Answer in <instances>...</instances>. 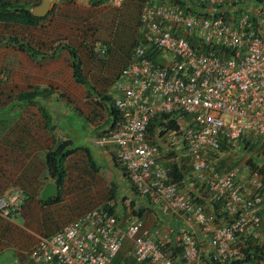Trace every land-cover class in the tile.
Wrapping results in <instances>:
<instances>
[{
	"label": "built area",
	"instance_id": "built-area-1",
	"mask_svg": "<svg viewBox=\"0 0 264 264\" xmlns=\"http://www.w3.org/2000/svg\"><path fill=\"white\" fill-rule=\"evenodd\" d=\"M202 1L215 13H185L149 0L142 5L137 42L113 83L120 120L94 138L97 147L114 150L142 197L184 226L171 237L142 217L124 219L95 206L39 235L30 264H253L239 235L264 242L261 164L223 170L219 164L224 143L238 147L246 136L264 144V4L252 19L249 11L237 13L239 7L232 14L217 7L224 0ZM107 51L98 44L97 54ZM161 114L176 118L179 128L152 135L149 125ZM165 151L189 159L194 187L173 178ZM26 201L23 192L0 195V217L19 214ZM214 201L230 221L208 210Z\"/></svg>",
	"mask_w": 264,
	"mask_h": 264
},
{
	"label": "rangeland",
	"instance_id": "rangeland-1",
	"mask_svg": "<svg viewBox=\"0 0 264 264\" xmlns=\"http://www.w3.org/2000/svg\"><path fill=\"white\" fill-rule=\"evenodd\" d=\"M253 1L257 2V0ZM139 3L140 0H124L121 5L113 3L112 0L102 3H95V0H56L47 14L48 17L38 27L7 26L0 23V118L12 121L19 117L17 107L8 105L14 98H17L22 86L30 83H32L31 86L34 83L40 86L46 83L48 89L57 93L59 99H70L68 93L73 81L72 60L67 49H62L58 58L35 62V59L20 50L18 46L7 44V39L11 36L24 38L44 50H49L50 46L55 43H69L79 50L83 61V71L88 77L87 80L95 86L90 87L92 95L87 92L92 97L91 100L88 96L87 103L81 104L80 107L76 106L69 111L67 116L58 117L55 123L58 124L60 132L63 130L72 138V146H89L96 156L94 157L95 163L92 164L82 152L69 159L63 200L51 206L50 210L47 209L44 213L34 211L36 214H33L30 220L29 215H23L25 210L23 206V211L18 214L16 220L20 225L19 231L14 233L15 241L12 239L11 249L6 250L11 255L18 252L24 261L23 264H30L29 252L37 242L38 235L53 234L59 231L64 224L95 206L109 204L119 210L122 209L121 206L126 205L129 209L121 217L130 219L136 217L133 209L130 208L131 200L137 201L139 205H149V211L143 217L147 226L152 230L159 228L164 233L173 234V224L170 223V218L150 203L144 202L143 198L132 189L133 183L127 175H124V169L115 165L114 154L110 160L103 158L95 152L97 145L94 143V146L92 142H87L83 136L89 129L92 130L95 125L102 123L105 119L104 110L100 109L95 101L101 97V94L109 93L116 75L131 53V44L138 38ZM246 7V11L251 13L259 10V7L252 2ZM99 43L109 45V51L105 56L96 52ZM35 63L38 66L37 71L34 69ZM25 65L31 66L26 74L22 70ZM25 76H30L27 83L24 81ZM35 77H38L36 82L32 80ZM56 78L58 81H55ZM159 142H164V139ZM171 158H175L173 152L165 151L163 161L169 162ZM180 159L181 165L185 164L186 167H190L187 162H184L185 160ZM248 159L247 153L237 149L222 151L219 165L223 170L235 162L247 163ZM186 182L194 187L191 168L187 173ZM112 187L114 193L111 191ZM11 229L14 230V227ZM18 237L19 242H17ZM205 245L209 247L207 239H205ZM126 250V248L123 249V255Z\"/></svg>",
	"mask_w": 264,
	"mask_h": 264
},
{
	"label": "crops",
	"instance_id": "crops-1",
	"mask_svg": "<svg viewBox=\"0 0 264 264\" xmlns=\"http://www.w3.org/2000/svg\"><path fill=\"white\" fill-rule=\"evenodd\" d=\"M252 3L258 7L260 6V4L255 1H252ZM247 4L248 3L242 5L241 8H244ZM41 60L42 59L36 60L35 62ZM35 64L34 69L37 71L38 66L37 63ZM28 68H31V66L25 65L23 67L22 70H24L25 74L28 72ZM28 80H30V76H25V83H27ZM32 80L36 82L38 77H35V79L32 78ZM72 80L70 88L68 87L70 92L67 90L70 99H59L57 93L48 89L49 87L46 83H42L40 86H38L37 83H34L33 86H31L32 83L22 86L17 98H14L11 104L8 105L17 107L19 117L12 121L7 118H0V195L23 192L27 196V201L23 204L25 209L23 215H29L30 220L33 214H36L34 211L44 213L45 210H50L51 206L58 204H44L40 200L46 184L53 182L47 177L48 173L45 155L48 150L56 147L60 141L71 138L67 133H64L63 130L62 132L58 130V124H55L58 117L67 116L69 111L73 110V108H76V106L80 107L81 104L87 103L89 100L86 87L74 80L73 68ZM55 81H58L57 78ZM33 93L38 95L34 97ZM108 94H110L114 100L116 93L113 85ZM89 97L91 100L92 97ZM110 103L111 101H106L99 104L98 107L103 109L105 113L104 121L95 125L92 130L89 129L87 133L83 135L86 141L92 142L93 145L95 136L104 130H109L115 121V116L109 113L107 107V104L110 105ZM95 148L97 151H95ZM95 148L93 150L97 154L109 160L114 154L112 148ZM93 156L96 157L94 154ZM186 160L187 161L184 162L189 163V159ZM168 165H170V163ZM206 204L210 205L211 203ZM119 211L122 213V209H119ZM18 216L19 215L16 214L10 219L0 217V264L24 263L18 252L14 255L7 252L9 248L11 249L12 247V239L15 241L14 233L19 231L20 225H18L16 221ZM262 218V223L264 225V208ZM170 220V223L173 225L177 221L172 218H170ZM9 222L12 223L9 224ZM178 222V228L172 227L173 234L170 233V235L174 236V232H178L184 226L181 221ZM11 227H14V230H12ZM19 241L20 239L18 237L17 242Z\"/></svg>",
	"mask_w": 264,
	"mask_h": 264
},
{
	"label": "trees",
	"instance_id": "trees-1",
	"mask_svg": "<svg viewBox=\"0 0 264 264\" xmlns=\"http://www.w3.org/2000/svg\"><path fill=\"white\" fill-rule=\"evenodd\" d=\"M107 0H95V3H102ZM152 4L157 3H169L171 5L178 6L182 12L185 13H194L201 16H207L212 15L215 12L211 11V8L215 10L216 7H210L209 4L203 2L202 0H149ZM240 2L237 4V2ZM224 0V2L220 5H217V7H222L226 10L227 13L232 14L235 12H229L231 8L239 7L241 8L242 5L248 3L250 4L253 0ZM146 2V0H140L139 3V15L137 17V26H138V32H140L139 29V17L142 5ZM41 3V0H0V23L5 24L7 26H25V27H38L42 24L43 20H45L48 15L46 16H38L33 13V7L36 5H39ZM258 4H264V0H257ZM247 4V5H248ZM246 5L244 8H241L238 10L237 13H241L243 11H246ZM226 13V14H227ZM252 19H254V14L252 13ZM255 21V20H252ZM8 45L11 46H18L20 50L26 52L29 56H31L33 59L40 60V59H50V58H58L60 56V51L62 49H67L71 60H72V68H73V75L74 80L86 87L88 90V94L92 95L93 93L90 91V87L94 88L88 79V77L85 75L83 71V61L81 58V55L79 53V50L77 48L71 46L69 43L66 42H59L55 43L50 46L49 50H44L40 46H35L32 43L28 42L24 38H19L17 36H11L8 39ZM137 39L134 40V42L131 44V48L136 44ZM107 44L108 43H104ZM109 47V45H108ZM151 48H149L150 50ZM109 51V50H108ZM107 51V53H108ZM106 53V54H107ZM105 54V55H106ZM103 55V56H105ZM154 56V53H153ZM98 92H96L97 94ZM24 95V94H23ZM38 95V94H37ZM35 93H33V96H37ZM101 97L96 99L95 104L99 106V104H102L106 101H111L110 105L107 104L109 113L113 116H115V121L111 128L116 126V124L120 120V114L118 109L114 105V100L112 99V96L110 94L100 95ZM98 100V101H97ZM97 102V103H96ZM110 128V130H111ZM179 128V123L176 118H170L169 115L161 114L156 116L154 119H152L149 130L152 135H155L157 131H159L158 134H165L167 131L170 130H176ZM107 131V130H106ZM102 131V132H106ZM101 132V133H102ZM73 140L72 138H68L64 141H60L56 147L48 150L45 155V163L47 166V173L48 178H50L53 182H55L59 186V192L58 194L50 199H43L40 198L41 202L44 204H55L60 203L63 200V189L66 184V180L68 177V169H67V163L70 158L78 155L80 152L84 153L89 161L94 164L95 158L93 156V153L89 146L86 145H80V146H72ZM238 147H231L226 146V144H223V151H229L233 149H237L238 151H242L244 153H247L249 155V159L247 161V165L249 167H255L257 166V163L261 164L260 170L264 174V144H262L260 141H256L254 139H251L249 137H243L241 140L237 143ZM100 148V147H99ZM176 154V153H175ZM173 153V156L175 158H171L168 162L170 163V167L172 169V175L173 178L179 182H183L187 178V173L190 169V167H186L185 164L181 165L179 158L175 156ZM114 163L118 167H122L124 169V175H127L126 169L123 166V164L119 161V159L114 154ZM187 158L185 156L182 157V160H186ZM237 161V160H236ZM237 164V162H235ZM233 164V165H235ZM96 168V166H95ZM128 176V175H127ZM132 189L139 194L137 188L134 186ZM112 193H114V189L112 187ZM140 195V194H139ZM141 196V195H140ZM142 197V196H141ZM200 197H196L198 201H204L205 195H202ZM144 202L150 203L146 198L142 197ZM105 208H107L110 212L118 215L121 217L122 215L126 214L127 207H122V213L114 206L105 204L103 205ZM149 205L144 206L139 205L137 201L131 200L130 208L133 209V213L136 217H144L147 212L149 211ZM208 210H212L215 216H217L218 220H223L224 222H228L231 220V216L228 215V213L225 211L224 206L219 201H214L210 204L208 207ZM119 212V213H118ZM131 219V218H130ZM263 222V218H262ZM179 222L178 220L174 223L173 227L178 228ZM263 223L261 224V229L264 230ZM240 240L239 241L241 245V250L246 257V259L253 264H256L264 259V242H259L257 240L247 238L244 236V234L239 235ZM179 250H174L175 256H177V253ZM128 264H138L132 259H128ZM132 261V262H131ZM240 262V259H232L228 262V264H238ZM207 264H219V263H213V262H207Z\"/></svg>",
	"mask_w": 264,
	"mask_h": 264
},
{
	"label": "water",
	"instance_id": "water-1",
	"mask_svg": "<svg viewBox=\"0 0 264 264\" xmlns=\"http://www.w3.org/2000/svg\"><path fill=\"white\" fill-rule=\"evenodd\" d=\"M56 2V0H42L41 4L33 7V13L38 16H45L48 14L51 6ZM59 192V186L56 183L49 182L46 184L42 191L43 199H50L55 197Z\"/></svg>",
	"mask_w": 264,
	"mask_h": 264
},
{
	"label": "clouds",
	"instance_id": "clouds-1",
	"mask_svg": "<svg viewBox=\"0 0 264 264\" xmlns=\"http://www.w3.org/2000/svg\"><path fill=\"white\" fill-rule=\"evenodd\" d=\"M153 207H155V206H153ZM155 208H157L158 209V207H155ZM161 212V211H160ZM164 215V214H163ZM166 216V215H165ZM167 217H169V218H172V219H174V220H177V219H175L174 217H171V216H167ZM179 221V220H178Z\"/></svg>",
	"mask_w": 264,
	"mask_h": 264
}]
</instances>
